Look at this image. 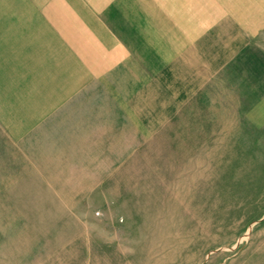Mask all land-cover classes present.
<instances>
[{
	"label": "rangeland",
	"instance_id": "1",
	"mask_svg": "<svg viewBox=\"0 0 264 264\" xmlns=\"http://www.w3.org/2000/svg\"><path fill=\"white\" fill-rule=\"evenodd\" d=\"M167 34L144 31L157 61L80 125L76 166L38 172L0 135V264H264L263 38L184 63Z\"/></svg>",
	"mask_w": 264,
	"mask_h": 264
},
{
	"label": "crops",
	"instance_id": "2",
	"mask_svg": "<svg viewBox=\"0 0 264 264\" xmlns=\"http://www.w3.org/2000/svg\"><path fill=\"white\" fill-rule=\"evenodd\" d=\"M165 27L167 48L175 53L182 47V62L208 54H227L231 61L248 47V36L262 37L264 44V0L0 4L1 137L25 158H37L38 167L76 166V150L88 142L80 141V125H96L93 130L101 133L118 79L141 76L131 73L142 68L135 63L158 59V43L144 31L156 35ZM175 31L182 38L176 50ZM220 37L224 43H218Z\"/></svg>",
	"mask_w": 264,
	"mask_h": 264
}]
</instances>
